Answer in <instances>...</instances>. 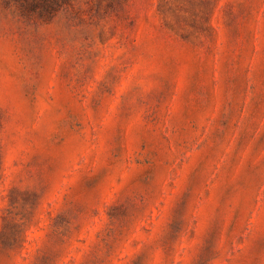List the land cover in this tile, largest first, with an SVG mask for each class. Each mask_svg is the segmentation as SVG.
Here are the masks:
<instances>
[{"label": "rangeland", "instance_id": "obj_1", "mask_svg": "<svg viewBox=\"0 0 264 264\" xmlns=\"http://www.w3.org/2000/svg\"><path fill=\"white\" fill-rule=\"evenodd\" d=\"M0 264H264V0H0Z\"/></svg>", "mask_w": 264, "mask_h": 264}]
</instances>
